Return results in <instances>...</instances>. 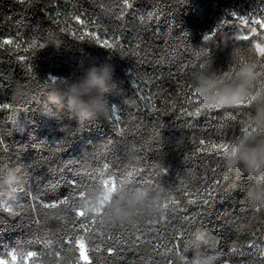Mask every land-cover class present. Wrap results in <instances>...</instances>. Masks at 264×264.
<instances>
[{
    "label": "trees",
    "instance_id": "16d2710c",
    "mask_svg": "<svg viewBox=\"0 0 264 264\" xmlns=\"http://www.w3.org/2000/svg\"><path fill=\"white\" fill-rule=\"evenodd\" d=\"M259 19L264 0H0V264H264Z\"/></svg>",
    "mask_w": 264,
    "mask_h": 264
},
{
    "label": "rangeland",
    "instance_id": "374dc122",
    "mask_svg": "<svg viewBox=\"0 0 264 264\" xmlns=\"http://www.w3.org/2000/svg\"><path fill=\"white\" fill-rule=\"evenodd\" d=\"M255 23L261 25V30L264 31V21L262 22L260 19ZM241 39L250 41L254 47L257 49L259 55L264 58V34L257 33L255 31H251L249 33L244 32ZM111 186L107 185L105 199H107L111 193ZM80 256L84 263H88L89 259L87 256V251L83 243H79ZM2 264H21L18 257L12 255L11 260Z\"/></svg>",
    "mask_w": 264,
    "mask_h": 264
}]
</instances>
